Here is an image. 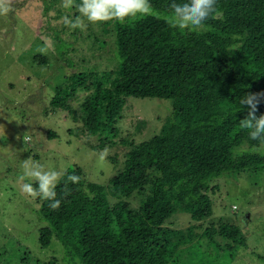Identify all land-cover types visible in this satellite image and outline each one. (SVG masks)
<instances>
[{"label":"trees","instance_id":"16d2710c","mask_svg":"<svg viewBox=\"0 0 264 264\" xmlns=\"http://www.w3.org/2000/svg\"><path fill=\"white\" fill-rule=\"evenodd\" d=\"M44 2L49 9L50 1ZM150 2L161 15L169 12L171 0ZM218 7L221 14L197 31L173 29L152 16L89 25L94 50L117 67L63 76L52 89L51 104L53 111L72 114L70 135L84 138L95 151L124 145L123 160L109 156L117 169L106 184L69 165L67 174L81 179L67 183V196L66 177L60 181L59 210L37 198L39 218L47 224L40 230L43 248L57 234L80 264H200L198 255L202 264L234 262L243 246L228 235L230 221L204 224L213 215L210 194L219 188L214 181L264 170V144L240 127L248 109L239 103L249 93L264 92V0H218ZM65 40L56 34V48ZM57 52V58L72 62L70 52ZM37 54L35 59L47 64L48 55ZM129 97L172 102L171 115L147 140L120 138ZM258 108L257 116L264 114V100ZM48 134L57 136L55 130ZM10 187L6 194L13 199L10 190H17ZM180 213L190 214L195 223L175 227ZM28 260L29 254L21 253L6 264Z\"/></svg>","mask_w":264,"mask_h":264},{"label":"rangeland","instance_id":"374dc122","mask_svg":"<svg viewBox=\"0 0 264 264\" xmlns=\"http://www.w3.org/2000/svg\"><path fill=\"white\" fill-rule=\"evenodd\" d=\"M47 1L49 9L44 0H14V11L0 16V255L6 256L0 264L19 258L21 253L29 254L27 264H80L57 234L50 246H41L40 230L47 224L39 218L37 198L21 191L19 176L25 159L37 160L48 169L76 164L88 180L104 184L117 169L109 156L119 154V160H123L124 145H108L105 148L109 155L100 163L99 156L105 148L95 151L84 138L70 135L67 129L75 126L72 114L68 110L53 111L52 89L63 82V76L85 69L112 70L117 64L94 50L89 25L99 28L98 24L85 21V30L73 29L64 23V17L79 15L76 9H64L62 0ZM56 34L66 39L57 48ZM40 40L48 48L49 61L45 65L35 59ZM56 49L70 52L72 62L67 57L57 58ZM127 100L119 122L120 138L132 135L136 142L147 140L171 115V100ZM73 105L79 109L80 102L74 101ZM50 130L56 131L55 138L49 136ZM260 149L264 151V147ZM214 184L219 188L210 194L213 215L204 225L221 218L230 221L226 222L228 235L234 237L236 246H243L232 264H264V170L251 176L222 177ZM7 186L17 190H10L13 199L6 194ZM173 221L178 228L195 223L187 213L178 214ZM245 236L248 241L243 239ZM199 256L195 260L202 264L204 258Z\"/></svg>","mask_w":264,"mask_h":264},{"label":"clouds","instance_id":"9594fccd","mask_svg":"<svg viewBox=\"0 0 264 264\" xmlns=\"http://www.w3.org/2000/svg\"><path fill=\"white\" fill-rule=\"evenodd\" d=\"M14 0H0V16H7L14 11ZM64 9L75 8L79 15L64 17V23L73 29L85 30L88 23L97 24L108 21L131 23L152 16L163 19L173 29L197 31L205 26L209 19L217 18L221 13L218 0H171L169 12L161 15L150 0H62ZM48 48H38L41 54H47ZM264 100V92L249 93L239 99L248 111L244 119L240 120V127L248 131L251 140H258L264 144V114L257 116L258 106ZM109 155V149L102 150L99 162L103 163ZM66 177L64 196L70 193L67 183L78 184L80 177L67 174V168L61 165L58 169H48L45 164L32 158L25 159L22 164L21 191L29 197L50 201L49 207L53 211L59 210L62 199L57 198V187ZM35 185V186H34ZM236 207V205H234Z\"/></svg>","mask_w":264,"mask_h":264}]
</instances>
